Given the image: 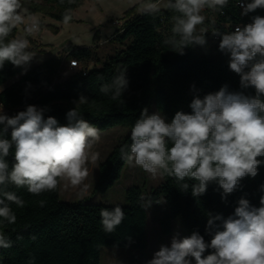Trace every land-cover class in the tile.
Wrapping results in <instances>:
<instances>
[{
  "label": "clouds",
  "instance_id": "clouds-1",
  "mask_svg": "<svg viewBox=\"0 0 264 264\" xmlns=\"http://www.w3.org/2000/svg\"><path fill=\"white\" fill-rule=\"evenodd\" d=\"M228 2L145 0L141 12L155 15L163 3L175 13L171 17L172 35L164 43L183 55L186 47L207 44V30L197 31L205 21L202 12H222ZM238 5L243 9L241 15H247L264 9V0H238ZM71 19L69 10L63 22L68 24ZM20 25L25 26L26 36L8 40ZM39 31V18L27 15L22 0H0V70L6 62L21 68L30 65L36 53L29 50L27 37ZM212 34L220 37L219 51L229 56V68L240 76V87L254 88L255 95L229 91L228 85H223L202 98L195 95L189 105L191 113L177 111L170 122L159 112L149 114L145 108L131 129V144L123 145L120 154L153 176L175 178L181 191L191 187L193 197L203 195L215 182L223 190V199L239 187L243 178L257 176L264 163L258 159L264 157V16L256 15L252 22L237 25L230 32L213 30ZM125 73L126 69L100 91L105 95L111 92L114 100L120 97L128 86ZM44 112V108L28 105L26 110L9 116L0 107V186L13 184L40 195L57 190L62 182L77 188L88 178L89 162L98 159V154L90 150L100 140V130L75 107L66 113V125L52 116L45 119ZM13 148L10 166L7 157ZM186 179L196 183L189 185ZM141 200L145 210L153 204L144 196ZM10 203L24 206L15 193L2 191L0 218L14 224L17 218ZM260 205L252 206L249 200L240 198L234 214L227 218L208 213L205 231L210 241L198 231L184 237L174 235L171 245H161L147 264H192L193 259L195 264H264V196ZM100 216L103 230L110 234L123 222L125 213L115 206L102 209ZM11 246L10 239L0 232V248Z\"/></svg>",
  "mask_w": 264,
  "mask_h": 264
},
{
  "label": "trees",
  "instance_id": "trees-1",
  "mask_svg": "<svg viewBox=\"0 0 264 264\" xmlns=\"http://www.w3.org/2000/svg\"><path fill=\"white\" fill-rule=\"evenodd\" d=\"M28 1L32 12H41L63 21L64 14L69 10L73 19V11L84 0ZM242 11L238 0H229L222 12L205 9L204 24L197 26V31L208 28L207 44L186 47L183 55L171 51L164 43L172 35L171 17L174 12L166 8H161L155 15L128 11L121 29L113 38L125 47L108 56L100 67L85 65L68 78L56 80L62 56L46 59L31 68L33 61L26 68L6 62L0 70V88L14 77L18 78L0 90V103L8 109L6 114L9 116L26 110L28 105L44 108L45 119L55 117L60 125L68 123L66 113L74 107L100 131L127 125L130 133L100 163L91 195L106 193L121 178L127 163L121 158L120 148L131 144V129L141 111L152 101L170 122L177 111L191 113L189 105L195 95L202 98L218 91L223 85H228L229 91L255 95L254 88L240 87V76L230 70L229 56L219 51V44L212 45L208 41L213 30L230 32L234 24L243 26L252 22V17L256 15L264 16V9L247 15H241ZM17 33L15 28L7 39L15 38ZM66 52H69L68 59L77 58L85 64L93 57L94 48L68 45ZM125 69L128 86L120 97L114 100L111 92L105 95L100 91L102 86L112 85L114 78ZM10 132L11 129L7 134L9 139ZM168 146L171 147L170 142ZM13 153L14 148L7 157L10 166ZM258 159L264 161V157ZM185 182L189 185L196 183L187 179ZM179 187L180 182L175 178L163 175L162 183L149 193L132 185L125 191L126 204H106L91 203L90 196L73 202L62 201L60 186L55 191L40 195L31 194L26 187L18 188L13 184L0 186V193L5 190L13 192L24 201L23 207L10 203L17 218L14 224L0 218V232L12 243L9 248H0V264H101L104 246L146 249L148 213L141 207V196L152 202H159L164 197L167 210L161 220L163 234L172 233V222L180 216L189 235L198 231L206 241H210L211 237L205 231L208 213L227 218L234 214L240 198L249 200L252 206H261L264 163L259 166L257 176L243 178L239 187L223 199V190L215 182L210 183L206 192L198 198L192 196L191 187L186 192ZM115 206L124 210V220L114 232L105 233L100 212ZM210 251H206L205 255Z\"/></svg>",
  "mask_w": 264,
  "mask_h": 264
},
{
  "label": "rangeland",
  "instance_id": "rangeland-1",
  "mask_svg": "<svg viewBox=\"0 0 264 264\" xmlns=\"http://www.w3.org/2000/svg\"><path fill=\"white\" fill-rule=\"evenodd\" d=\"M145 0H84L73 11V19L68 24L41 12H32L30 2L22 0V5L27 9L28 16H35L40 21V31L35 36H30V51L36 53L33 59L34 65L40 62L66 54V46L74 47H93L94 55L82 66L100 67L108 56L113 55L116 51L124 48L125 45L114 41L116 33L121 29L125 21V14L131 11L132 14L141 13V5ZM161 8H165L163 3ZM21 25L17 27L18 31ZM95 37L96 40H95ZM97 43V47L94 44ZM127 43V42H126ZM88 66V67H89ZM30 68L26 69L28 71ZM67 67L57 80L68 78L74 71H68ZM63 77V78H61ZM18 76L9 80L3 87L11 85L17 80ZM6 114L8 109L0 103ZM148 113L159 112L155 102L152 101L147 107ZM163 115L169 122L167 117ZM130 133L127 125H116L106 130L100 131V140L96 142L90 150L98 154L96 162L88 164V178L79 187L73 188L66 186L63 182L60 184V199L65 202L80 200L90 196L91 203L106 204H126L125 191L128 187L135 185L141 187L144 192L149 193L152 189L157 188L163 181V175L153 176L144 171L141 167L133 163H126L121 178L106 192L91 195L98 179L100 163L111 153L114 146ZM167 210V204L162 197L159 202H153L148 213L147 239L148 247L142 250H135L124 247L104 246L101 250V264H147L154 253L157 252L161 245L170 246L174 235L180 237L189 236L182 218L179 216L172 222L173 231L170 234H163L161 229V220ZM192 264H195L194 259Z\"/></svg>",
  "mask_w": 264,
  "mask_h": 264
},
{
  "label": "built area",
  "instance_id": "built-area-1",
  "mask_svg": "<svg viewBox=\"0 0 264 264\" xmlns=\"http://www.w3.org/2000/svg\"><path fill=\"white\" fill-rule=\"evenodd\" d=\"M202 15H204V13L202 12ZM205 16V15H204ZM227 26H230V25H228V24H226ZM237 25H241L242 26V24H234V25H232V28H233V30L235 29V27L237 26ZM24 25H21V28H19V31H18V33H17V35L15 36V37H22V36H26V33H25V31H24ZM206 30H207V33H209V31H208V28H205ZM213 32V31H212ZM212 32H211V35L210 36H208L209 38H208V41H209V43H211L212 45H214V44H219V42H220V37H218V36H213V34H212ZM27 39L29 40L30 39V36L29 37H27ZM68 53L69 52H67L66 54H64L62 57H61V63H60V68H59V70H58V72H57V75H56V80L60 77V75L62 74V72L64 71V68H68V69H70V70H72V71H78V70H80V69H82L84 66H82V62L79 60V59H77V58H73V59H68ZM61 78H63V77H61Z\"/></svg>",
  "mask_w": 264,
  "mask_h": 264
},
{
  "label": "crops",
  "instance_id": "crops-1",
  "mask_svg": "<svg viewBox=\"0 0 264 264\" xmlns=\"http://www.w3.org/2000/svg\"><path fill=\"white\" fill-rule=\"evenodd\" d=\"M88 66H89V65H88ZM89 68H92V67L89 66ZM68 71H71V70H68ZM71 73H72V72H71Z\"/></svg>",
  "mask_w": 264,
  "mask_h": 264
}]
</instances>
